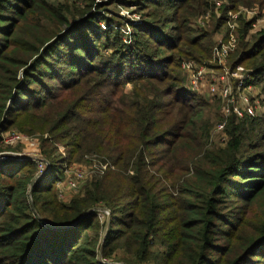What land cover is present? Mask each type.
<instances>
[{"label": "trees", "instance_id": "16d2710c", "mask_svg": "<svg viewBox=\"0 0 264 264\" xmlns=\"http://www.w3.org/2000/svg\"><path fill=\"white\" fill-rule=\"evenodd\" d=\"M210 1H126L147 12L124 40L95 0H0V153L22 152L14 131L50 166L29 197L37 163L0 160V264H264V110L208 147L219 103L181 71L210 58L187 26ZM241 49L231 63L264 79V33ZM92 156L108 169L60 200L64 165Z\"/></svg>", "mask_w": 264, "mask_h": 264}, {"label": "built area", "instance_id": "2783aa9c", "mask_svg": "<svg viewBox=\"0 0 264 264\" xmlns=\"http://www.w3.org/2000/svg\"><path fill=\"white\" fill-rule=\"evenodd\" d=\"M217 8L221 4H216ZM209 22V15H203L197 18L196 24L202 28ZM236 46L235 26H229L227 39L221 37L217 40L211 50V59L207 64L197 63L193 60L181 63V70L186 77V85L189 91L200 95L204 99L219 103V113L222 120L215 126L212 136H218L221 144L225 141L224 128L226 121L230 117L238 120L244 118H255L262 114L259 103L262 101L260 92L256 89V79L253 71H248L241 65H233L230 62L231 53ZM2 144L8 147L21 146L19 155L31 153L36 157L35 162L38 165V175L46 172V165L38 158L42 156L38 153L39 143L37 139L28 138L17 132L10 131L2 137ZM59 149V148H58ZM29 151V152H28ZM37 152L36 154L33 152ZM64 156V152L62 153ZM9 159V158H7ZM5 159V160H7ZM93 162H96L93 160ZM90 163L89 166L82 168L77 166L64 165V178L56 184L57 196L60 200L67 202L68 193H78L79 186L88 178H92V172L97 171V175H103L108 169V163L97 161V165ZM37 175V176H38ZM94 177V176H93ZM105 214V213H104Z\"/></svg>", "mask_w": 264, "mask_h": 264}, {"label": "rangeland", "instance_id": "374dc122", "mask_svg": "<svg viewBox=\"0 0 264 264\" xmlns=\"http://www.w3.org/2000/svg\"><path fill=\"white\" fill-rule=\"evenodd\" d=\"M50 2H56L61 0H49ZM97 3L100 4L101 7L104 6L105 14L109 18H113L119 24H121L120 27V33L124 37V40H127V23L128 22H135L136 20L140 19V16L143 13L138 11L139 9L135 7H131L126 5L124 2L129 0H95ZM241 3H239L237 6H234L227 0H213L209 2L210 9L202 14V15H209V22L205 24L204 27L199 28L196 24L197 17H193L189 19L187 26L191 30L190 32L193 33L190 37H196V36H203L207 35L212 38V44H211V50L215 46L217 40L221 37H224L227 39V35L229 32V26H235V37H236V46L234 51L231 53L230 56V62L231 60H235L239 57V55L242 53V47H248L249 49L256 44L260 36L264 33V0H240ZM221 4L220 8L216 7V4ZM76 5H70L71 10H75V7L82 6V3L79 1H76ZM78 5V6H77ZM80 8V7H79ZM74 13V11H72ZM247 25V27H245ZM163 57L168 55V53H162ZM210 59H211V51H210ZM203 60L201 63L207 64V62L210 60ZM196 62V61H195ZM198 63V62H197ZM249 65V63H247ZM241 65L243 68H245L248 71H253L252 68H249L247 65L245 66ZM182 71V70H181ZM264 79H259V81L256 82V89L260 92V95L262 96V101L259 103L261 110H264ZM131 89L130 86L125 87V91L128 92ZM208 103L212 104L215 101H209L207 99H204ZM214 122L212 126V130L210 133V139L208 141V147L221 145L220 138L218 136H212L213 130L215 129ZM38 141V140H37ZM39 143V141H38ZM217 147V146H216ZM23 150V147H22ZM59 152L62 154L64 152V149L62 146H59ZM32 153V150H29ZM28 151V152H29ZM38 153L40 154V150L38 148ZM35 154L37 152L33 151ZM30 152L26 155H32ZM93 160L101 161L100 159L92 156L89 158H85L84 161H82L79 164H73L72 166L82 167L85 168L89 166L90 163L93 162ZM96 162H93V164H96ZM97 174V171L94 170L92 172V177ZM85 180L83 183L79 186V191L83 187V185L89 180ZM164 185V183H162ZM76 193H68L67 198H72ZM260 209V205L258 203L254 204L251 207L252 214L255 215L258 213Z\"/></svg>", "mask_w": 264, "mask_h": 264}, {"label": "water", "instance_id": "95a60500", "mask_svg": "<svg viewBox=\"0 0 264 264\" xmlns=\"http://www.w3.org/2000/svg\"><path fill=\"white\" fill-rule=\"evenodd\" d=\"M9 158L10 160H14V161H25V160H32V161H35L36 160V157H32V156H27V155H19V154H14V153H3V154H0V160H5ZM39 160L43 161L46 165V172L44 174H41V175H38L34 178V180L32 181V183L29 185L28 187V195L30 197V193H31V190L34 186V184L42 179L43 177H45L48 173V171L50 170V166L48 164V162L44 159V158H38ZM30 203H31V207H32V211L35 212V209L33 207V204H32V201L30 199ZM101 212H104L106 214V225H105V230H104V235L106 234V230L108 228V225H109V222H110V212L107 210V209H101L100 210ZM99 261H101V257L99 256Z\"/></svg>", "mask_w": 264, "mask_h": 264}]
</instances>
